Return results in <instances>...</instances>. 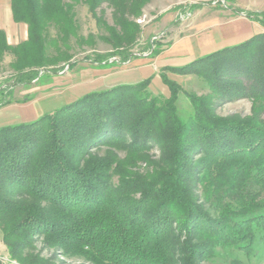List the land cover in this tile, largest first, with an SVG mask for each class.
Here are the masks:
<instances>
[{
  "label": "trees",
  "instance_id": "trees-1",
  "mask_svg": "<svg viewBox=\"0 0 264 264\" xmlns=\"http://www.w3.org/2000/svg\"><path fill=\"white\" fill-rule=\"evenodd\" d=\"M148 3L12 0L14 22L27 25L28 39L10 46L0 31V63L15 58L11 84L0 88V108L12 102L16 87L40 81L47 69L57 75L78 65L65 52L71 39H84L77 6H87L99 22L102 6L113 9L115 54L126 62L141 33L132 19ZM245 16L264 28V12ZM104 59L82 61L102 65ZM196 66L216 98L248 97L253 114L222 117L206 99H194V114L184 122L173 106L142 103L139 86H127L90 93L32 123L0 128V236L11 262L55 264L35 253L39 236L47 247L90 264H197L216 245L249 254L264 248V33ZM154 139L163 153L158 170L151 180L130 177L118 150L141 153ZM98 147L108 150L94 154ZM199 149L206 157L202 176L189 160ZM112 174L120 176L116 189L109 185Z\"/></svg>",
  "mask_w": 264,
  "mask_h": 264
},
{
  "label": "rangeland",
  "instance_id": "rangeland-1",
  "mask_svg": "<svg viewBox=\"0 0 264 264\" xmlns=\"http://www.w3.org/2000/svg\"><path fill=\"white\" fill-rule=\"evenodd\" d=\"M75 12L79 33L84 39L81 44L71 39L69 48L65 52L73 56L71 63L77 62L78 65L73 70L65 69L57 75L50 74L51 69H47L48 73H44L40 81L28 86L16 87L12 102L9 104L28 105L42 93L43 86L52 85L55 91L51 96L60 100L59 106H55L52 111L35 120L20 124L32 123L76 102L77 100L68 104L64 102L70 87L66 78L87 70H98L107 80L115 83L90 93L139 86L138 98L142 103L153 101L158 108L173 106L184 122L194 114V99L200 101L206 99L214 106L215 111L214 109L213 111L222 117L235 115L249 117L253 114V100L248 97L234 100L216 98L211 90L210 81L197 73L200 70L196 62L226 48L246 43L254 36L264 33V28L249 21L245 16L246 13H263L264 0H149L142 15L132 19L139 25L141 33L131 49V58L126 62H121L115 54L116 49L113 45L115 40L110 33V29L115 26L114 11L111 7L104 5L98 10L97 16L100 22L93 17L87 6L79 5ZM49 33L52 37L58 34L54 28ZM182 52L186 56L177 63L178 65H175V61L169 62V58L176 57L177 53ZM97 55L105 57L102 65L82 61ZM14 60L13 55H8L0 63V88L11 84L8 83V79L15 74L12 69ZM64 64L61 63V66ZM132 70L138 73V76L125 78ZM142 70L143 72L146 70L147 73H139ZM120 76H124V81L128 82H117L122 79ZM62 78H65L64 81H61ZM41 108V106L37 108L39 114L43 111ZM127 143H131L130 139ZM145 145L147 147L141 153L131 154L118 150V155L122 160V167L125 166L131 172L130 177L138 176L141 180H151L149 178L158 170V163L163 153L160 151L158 140L147 141ZM106 150L107 147H98L92 152L103 155ZM189 160L195 167V174L202 176L203 167H200V164L205 162L206 157L201 150L192 152ZM111 177L109 181L111 189L118 188L120 176L112 174ZM202 186L200 183L195 185L199 198L205 204ZM207 207L212 212V216H215L214 207L209 205ZM200 243L204 242H196V244ZM35 253L52 260L55 264H90L83 258L66 255L60 248L47 247L41 236L35 239ZM0 264H13L1 236ZM197 264H264V248L259 245L254 254H249L234 246L216 245L214 249L203 255Z\"/></svg>",
  "mask_w": 264,
  "mask_h": 264
},
{
  "label": "crops",
  "instance_id": "crops-1",
  "mask_svg": "<svg viewBox=\"0 0 264 264\" xmlns=\"http://www.w3.org/2000/svg\"><path fill=\"white\" fill-rule=\"evenodd\" d=\"M0 31H4L7 36V41L10 46H18L28 39V27L24 24H18L14 22L12 12V0H0ZM176 57L169 58L170 63H177L184 60L186 56L184 52L177 53ZM143 70L139 73H142ZM143 73H147L146 70ZM138 76L134 70L125 78H133ZM122 79L117 82L125 83L124 76H120ZM58 78V77H57ZM57 78H54L56 80ZM62 78L61 81H64ZM107 80L104 75L98 70H87L81 71L80 73L70 75L66 78V82L70 83V87L66 92L65 103L74 102L86 94L95 90H101L106 87L115 84L113 81ZM116 82V81H115ZM52 90V91H51ZM53 86H43L42 93L36 97L33 102L28 105L25 104H13L7 105L0 108V128L17 125L20 123H26L35 120L48 111H52L54 108L59 106L58 98L55 99L53 96ZM68 101H67V100ZM64 103V104H65ZM63 105V104H61ZM42 107V113L37 112L38 107ZM56 106V107H55Z\"/></svg>",
  "mask_w": 264,
  "mask_h": 264
},
{
  "label": "built area",
  "instance_id": "built-area-1",
  "mask_svg": "<svg viewBox=\"0 0 264 264\" xmlns=\"http://www.w3.org/2000/svg\"><path fill=\"white\" fill-rule=\"evenodd\" d=\"M14 264V262H12Z\"/></svg>",
  "mask_w": 264,
  "mask_h": 264
}]
</instances>
